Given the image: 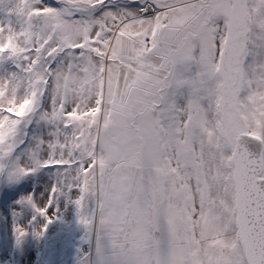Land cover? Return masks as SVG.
Instances as JSON below:
<instances>
[{
    "label": "snow or ice",
    "instance_id": "6c2138e0",
    "mask_svg": "<svg viewBox=\"0 0 264 264\" xmlns=\"http://www.w3.org/2000/svg\"><path fill=\"white\" fill-rule=\"evenodd\" d=\"M264 264V0H0V264Z\"/></svg>",
    "mask_w": 264,
    "mask_h": 264
},
{
    "label": "rangeland",
    "instance_id": "374dc122",
    "mask_svg": "<svg viewBox=\"0 0 264 264\" xmlns=\"http://www.w3.org/2000/svg\"><path fill=\"white\" fill-rule=\"evenodd\" d=\"M61 259L63 260L64 264H73V257L71 253L63 255Z\"/></svg>",
    "mask_w": 264,
    "mask_h": 264
}]
</instances>
